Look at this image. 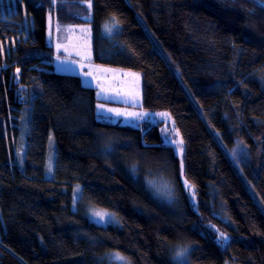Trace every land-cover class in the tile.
I'll return each mask as SVG.
<instances>
[{
	"label": "trees",
	"instance_id": "trees-1",
	"mask_svg": "<svg viewBox=\"0 0 264 264\" xmlns=\"http://www.w3.org/2000/svg\"><path fill=\"white\" fill-rule=\"evenodd\" d=\"M10 2L18 14H0V45L24 13L29 34L0 48V264H110L113 251L175 264L182 246L190 264H264V211L246 184L264 203V0H92L91 13L82 0ZM49 11L62 27H91L92 64L140 75V109L169 113L183 138L192 193L164 121L101 120L97 90L54 71ZM237 140L249 151L243 176L226 152ZM148 180L171 185L173 201ZM69 184L82 189L78 211ZM86 204L120 226L93 223Z\"/></svg>",
	"mask_w": 264,
	"mask_h": 264
},
{
	"label": "snow or ice",
	"instance_id": "snow-or-ice-1",
	"mask_svg": "<svg viewBox=\"0 0 264 264\" xmlns=\"http://www.w3.org/2000/svg\"><path fill=\"white\" fill-rule=\"evenodd\" d=\"M53 8L57 6V0H51ZM83 6L86 8V10L91 13L93 4L92 0H82ZM66 6V5H65ZM85 20H90L91 16H85ZM120 25V20L113 15L112 17V22L108 23L106 22L104 24V32L106 35H108L110 38L113 36L114 30H118ZM55 32L57 34L56 37V42H55V60L57 62L58 68L61 71H67V72H75L77 69L80 70V74L84 78L82 82L83 87H88L90 86L91 81H96V88L98 89L97 91V97L100 98L102 94H107L110 92H120V89L117 88L112 81H109L106 79V74L107 73H113V80H115V70L111 68H105L102 65H94L91 63V54H90V35H91V27H82L81 32L86 34V39L83 44H66V43H61L59 40V33L61 32V25L59 24L58 20L55 25ZM48 37L49 40L51 41L53 39V23H52V13L49 11L48 14ZM73 56L79 57V59H72ZM17 74L20 72V69H16ZM125 75L129 77H133L135 80H139V77L134 74V73H126ZM90 78V79H89ZM124 94L128 97L127 100H125V103H130L133 106L139 105V93L138 91L128 88L124 91ZM142 106V105H141ZM96 108L98 111V117L101 116L104 113H112L116 116H125V117H135L138 120H144L147 118L149 121H153V117L149 115L147 112H140V113H135V112H127V111H122L119 108H111V107H106L105 104L103 103H97ZM156 116H160L163 120L170 119V114L169 113H156ZM173 128L172 132L176 136H180L179 130L175 128V121H172ZM162 132L164 131L163 129L161 130ZM51 140V138H50ZM164 142L165 143H172L176 144L177 148L179 149L181 155L183 153V148L182 145L184 143L183 138L181 137L179 140H172L169 141L167 135L164 136ZM22 155V154H21ZM233 156L236 155L235 152L232 153ZM180 169H181V175H184V163L183 159L180 161ZM49 171H51V161L49 163ZM138 171L137 166L133 165L132 166V172L136 173ZM147 183L149 186L154 188L157 192H163L165 196H167L169 202H172L174 199V190L171 187V185L165 184L163 188L161 186L157 185L156 182L152 180H148ZM184 185L187 186L190 190L193 189V186L189 184L187 179L184 180ZM80 194L78 197L77 194ZM193 196H195V192L193 191ZM81 198L82 199V190L80 185H77L74 192H73V207H76L77 199ZM89 214L92 217H95L97 221L99 222H112L116 221L117 223L119 222L118 218L116 217V214L113 212H110L108 210L104 209H97L94 206L90 207L89 209ZM214 227V226H212ZM217 232V237H218V242L219 245L223 248H228L231 246L232 241L230 240L229 236L220 231L219 229H215ZM190 253L191 249L190 247L187 246H182V247H177L175 250V255L173 257L174 261L176 264H190ZM110 261H115L116 264H129V261L127 258L121 256L118 252L113 253L112 256L109 257Z\"/></svg>",
	"mask_w": 264,
	"mask_h": 264
},
{
	"label": "rangeland",
	"instance_id": "rangeland-1",
	"mask_svg": "<svg viewBox=\"0 0 264 264\" xmlns=\"http://www.w3.org/2000/svg\"><path fill=\"white\" fill-rule=\"evenodd\" d=\"M7 3L6 5L4 4L3 1H1V7H0V14L2 17H4L5 15H9V16H12L14 14H18V10L16 8L15 5H13V8H14V11H12L11 9V5H10V0H6ZM5 8L8 9L9 11H5ZM11 9V11H10ZM24 21L20 27V31H19V34L17 35L16 38H12L11 41H8L6 44H1L0 45V48L3 46V45H6L7 49L10 48V45H13L15 46L16 45V42L17 41H20L22 38L23 39H26L28 34H29V21H28V16L24 13ZM52 23H53V39L50 41L49 40V37H48V41L54 46L55 45V42H56V37H57V34L55 32V23L53 22L52 20ZM82 27H88V26H67V27H62L61 26V32L59 33V40L61 43H66V44H83L85 39L87 38L86 37V34L82 33L81 32V28ZM47 34H48V31H47ZM55 48V47H54ZM1 51H4V48L2 47L1 48ZM90 54H91V58H92V53H91V46H90ZM72 59H79V57H76V56H73ZM53 66H54V71L56 73H60V74H70V75H78L80 76L83 80L84 78L82 77V75L80 74V70L77 69V71L75 72H67V71H61L59 68H58V65H57V62L55 60V56H54V60H53ZM107 68V67H105ZM112 69V68H111ZM115 70H118V69H115ZM120 71V70H118ZM123 72L125 73H134L136 75H138L139 77V74L138 73H135V72H130V71H124L122 70ZM19 74V73H18ZM18 74H17V79H18ZM140 79V77H139ZM111 81V80H109ZM93 83H90V84H94V86L96 87V81H92ZM140 82V81H139ZM122 86L123 87H126V83L123 81L122 83ZM114 85L118 88V85L117 83H114ZM138 93H139V98L141 100V86H138ZM102 98L104 99H109V100H117V101H121L122 99L120 97H110L108 94H102L101 95ZM140 104V102H139ZM122 111H127V112H135V113H140V112H145L143 110H138L137 108L135 107H130L129 109H124ZM149 113L150 116L153 117V122H158V121H164L165 122V132L164 134L167 135L169 141H172V140H179L181 138V135L178 137L176 136L173 132H172V128H173V124H172V118L170 116V119H167V120H163L160 116H156L155 114L156 113H150V112H147ZM157 113H167V112H157ZM106 115H110V116H113V121H121L122 124H125V125H129L131 124V120L133 122V124H135L134 126H139L138 122L139 120L135 117H125V116H116L112 113H104ZM121 118V119H119ZM130 119V120H129ZM164 144L166 145H169V146H172L175 148V152L177 154V156L179 157V160L181 161V159H183V163H184V143L182 145V148H183V153L181 155L179 149L177 148V145L176 144H172V143H165ZM54 148H55V144H54V139L53 137H51V140L49 141V150L51 152L54 151ZM226 152L227 154L229 155L230 159L232 160V162L235 164V166L239 169V172L240 174L243 176V171H242V166L248 161V154H249V151H248V147L247 145L242 142L241 140H237L234 145H232L231 147H227L226 148ZM235 152L236 155L233 156L232 153ZM184 171V169H183ZM183 180H185L184 178V175L182 176ZM246 184L248 185V188H249V191L251 192V194L253 195L254 199L256 200V202L261 206L262 210L264 211V203H263V200L261 198V196L257 193V191L253 188L252 184L249 183L248 181H246ZM70 185V188H71V191H72V199H73V192L75 190L76 187L73 186V184H69ZM186 188L188 190H190L187 186ZM82 190V189H81ZM191 193H192V190H190ZM78 197L80 196V194L78 193L77 194ZM82 198H83V192H82ZM82 199L81 198H78L77 199V203H76V207L74 208L73 207V203H72V200H71V203H72V209L74 211H78L80 210V208L82 207ZM95 207L97 209H104V210H108V209H105V208H101V207H98V206H95L93 204H86L83 208L84 212L87 214V216L89 217V219L97 224V225H100V226H108V225H114V226H120V220L116 214V217L118 218L119 222L117 223L116 221H112V222H108V223H105V222H99L96 220L95 217H92L90 216L89 214V209L90 207ZM110 211V210H108ZM112 212V211H110ZM114 213V212H113ZM177 249V247H173L172 248V256L174 257L175 255V250ZM113 253H117V251H113L110 253V256H112ZM121 256L127 258V260L129 261V264H131L130 260L128 259V257L120 252H118ZM172 257V259H173ZM174 260V259H173ZM175 262V261H174ZM110 264H116L115 261H112ZM176 264V262H175ZM225 264H231L230 262H226Z\"/></svg>",
	"mask_w": 264,
	"mask_h": 264
},
{
	"label": "crops",
	"instance_id": "crops-1",
	"mask_svg": "<svg viewBox=\"0 0 264 264\" xmlns=\"http://www.w3.org/2000/svg\"><path fill=\"white\" fill-rule=\"evenodd\" d=\"M90 46H91V35H90ZM92 63V62H91ZM115 70V69H113ZM126 73L123 72L122 70L118 71V70H115V80H113V73H107L106 74V79L108 80H111L112 83H117L118 85V88L120 89V92L117 93L115 91L113 92H110V93H107L110 97H120L122 100L121 101H117V100H109V99H104L102 97L99 98L100 102L99 103H103L106 105V107H111V108H119L121 110H124V109H129L130 107H135L137 108L138 110H141L140 109V106H141V100L139 98V102L140 104L137 105V106H133L132 104L130 103H125V100L128 99V97L124 94V91L128 88H132L136 91H138V86H141V77L140 79L137 81L135 80L133 77H129L127 75H125ZM138 76V75H137ZM90 79V78H89ZM83 81V79H82ZM125 82L126 83V87H123L122 86V82ZM140 81V82H139ZM91 83H93L91 81ZM90 87H93L95 88L97 91L98 89L94 86V84H90ZM97 115H98V111H97ZM99 119L101 120H106V121H109V122H113V123H121V121L117 122V121H113V116H110V115H106V114H102L101 116L98 117ZM121 119V118H119ZM130 120V119H129ZM143 122H152V123H157V122H153V121H149L147 118H145L144 120H139V124L140 125L141 123ZM159 122V121H158ZM122 124V123H121ZM125 125V124H124ZM130 126H134L135 124H133L132 120H131V124H129Z\"/></svg>",
	"mask_w": 264,
	"mask_h": 264
}]
</instances>
